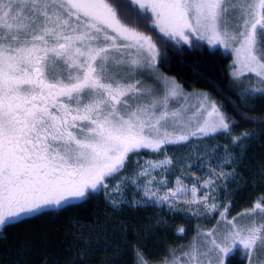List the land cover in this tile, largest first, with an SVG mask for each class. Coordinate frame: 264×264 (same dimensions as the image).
Listing matches in <instances>:
<instances>
[{"label":"snow or ice","instance_id":"snow-or-ice-1","mask_svg":"<svg viewBox=\"0 0 264 264\" xmlns=\"http://www.w3.org/2000/svg\"><path fill=\"white\" fill-rule=\"evenodd\" d=\"M147 31L230 50L233 77L254 75L259 87L251 91L264 94V0H0V230L108 190L132 153L231 130L214 100L203 95L193 103L159 72L161 52ZM172 163L167 156L145 161L134 173L145 179L120 178L109 202L154 201L171 210L184 200L202 202L205 213L219 211L212 229L197 232L185 260L171 264H224L238 251L249 264L264 256V196L229 219L231 205L221 210L208 199L227 173L210 170L200 185L209 191L198 195L197 183L189 187L180 176L171 188L155 180V170ZM129 183L143 189L141 199L124 200ZM136 255L137 264H147Z\"/></svg>","mask_w":264,"mask_h":264},{"label":"trees","instance_id":"trees-1","mask_svg":"<svg viewBox=\"0 0 264 264\" xmlns=\"http://www.w3.org/2000/svg\"><path fill=\"white\" fill-rule=\"evenodd\" d=\"M146 34L153 36L161 52L159 66L168 76L186 91L209 96L231 118L229 132L211 137L217 140L211 142L214 148L221 146L222 157L235 155L234 179L223 194L230 198L222 201L221 210L231 205L230 219L250 209L264 196V94L244 89V81L254 75L234 78L231 56L204 41L190 46L158 31ZM245 132L249 135L242 137ZM234 137L241 139L233 143ZM170 146L173 151L175 145ZM219 216L216 211L212 216L188 218L150 205L114 207L99 191L86 201L46 209L45 214L22 218L23 222L0 230V264H137V250L147 264H162L184 257L197 232L212 229ZM82 227L86 231L81 232ZM225 264L248 261L238 251Z\"/></svg>","mask_w":264,"mask_h":264},{"label":"rangeland","instance_id":"rangeland-1","mask_svg":"<svg viewBox=\"0 0 264 264\" xmlns=\"http://www.w3.org/2000/svg\"><path fill=\"white\" fill-rule=\"evenodd\" d=\"M206 44L207 42L204 41ZM208 45V44H207ZM211 49H219L223 53L229 54L231 56V73L233 67L234 54L230 50H225L222 46H210ZM157 67L160 73H163L169 79H173L176 81L174 77H170L165 73L159 66V57L157 61ZM248 75V74H245ZM250 75V74H249ZM233 76V75H232ZM235 78V77H234ZM243 76H240L236 79H242ZM142 79H146L148 83H152V80L147 75L142 77ZM177 82V81H176ZM178 83V82H177ZM241 83V82H240ZM179 84V83H178ZM257 84L256 77L251 76L249 79L247 78L244 81V89L251 91L252 86ZM181 86V85H180ZM182 90L186 94H191L192 102L195 103L196 98L198 96H203V93L197 92V90L186 91L181 86ZM257 93V92H255ZM178 106V105H177ZM213 137V136H211ZM211 137H203L208 139H202L199 137L193 138L191 141L187 142L184 145H175L173 151L170 149V145L161 149L160 152H153L148 149L140 150L138 153H132L129 156V160L126 164V169L122 171L118 175L117 180L108 181V190H111L112 187L118 182V180L122 177H131L132 179L140 180L145 179L144 177H137L134 175L135 172H138L141 167L144 166L145 161H159L163 160L165 156L171 158L173 160L172 165L167 166L166 168H157L154 172L155 180H165L167 182V187H175L176 177L180 176L183 179V182L188 184L189 187L192 186L193 183H197V187L203 184L204 180L209 178L210 170H215L214 175L216 177L221 176V172L227 173V176L217 179L215 184L213 185L215 191L209 195V202L215 200L217 203L222 206V201L220 198L223 197V194L226 195V192L230 188V183L234 179L235 174V166L233 162L235 160V155H230L228 157H222L220 155L219 149L220 147H213L211 142H216L217 140H212ZM215 139V138H214ZM212 140V141H211ZM182 146V147H181ZM203 149V150H201ZM231 161V163H229ZM154 180V182H155ZM108 190L103 191L106 198L109 200ZM164 191H167V188L161 186L160 193L163 194ZM209 191L206 188L200 187V191L198 195H203L204 192ZM143 189L138 190L135 185L129 183L126 188L121 190V195L123 196L125 201H135L139 200L142 197ZM191 194L189 193V196ZM120 196L114 195L112 199H120ZM74 200L72 202H75ZM125 205V204H122ZM121 205V206H122ZM134 205V204H132ZM150 205L159 207L161 210L172 211V212H180L186 215L188 218H204L208 216H212L214 213H205L203 208V203L198 205H189L188 202L184 200H179L176 204L169 209L167 205H161L155 203L154 201H148L146 204H142L141 206ZM135 206V205H134ZM259 216V213H257ZM180 261L183 262L185 260L184 257H179ZM247 259V258H246ZM254 264H264V256L259 255L258 253L253 257ZM171 261L162 263V264H171ZM249 264V259H247ZM226 263V259H224V264Z\"/></svg>","mask_w":264,"mask_h":264}]
</instances>
